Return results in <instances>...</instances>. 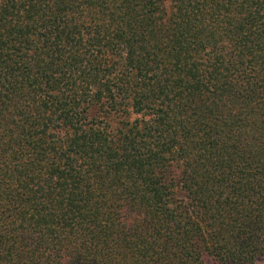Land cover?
Wrapping results in <instances>:
<instances>
[{
    "label": "trees",
    "instance_id": "obj_1",
    "mask_svg": "<svg viewBox=\"0 0 264 264\" xmlns=\"http://www.w3.org/2000/svg\"><path fill=\"white\" fill-rule=\"evenodd\" d=\"M264 260V0H0V264Z\"/></svg>",
    "mask_w": 264,
    "mask_h": 264
},
{
    "label": "rangeland",
    "instance_id": "obj_2",
    "mask_svg": "<svg viewBox=\"0 0 264 264\" xmlns=\"http://www.w3.org/2000/svg\"><path fill=\"white\" fill-rule=\"evenodd\" d=\"M256 264H264V260L258 261Z\"/></svg>",
    "mask_w": 264,
    "mask_h": 264
}]
</instances>
